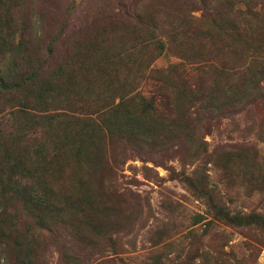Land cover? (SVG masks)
I'll use <instances>...</instances> for the list:
<instances>
[{
	"label": "rangeland",
	"instance_id": "1",
	"mask_svg": "<svg viewBox=\"0 0 264 264\" xmlns=\"http://www.w3.org/2000/svg\"><path fill=\"white\" fill-rule=\"evenodd\" d=\"M249 21L264 0H3L0 264H264V93L180 116V76L264 87L222 29Z\"/></svg>",
	"mask_w": 264,
	"mask_h": 264
},
{
	"label": "trees",
	"instance_id": "2",
	"mask_svg": "<svg viewBox=\"0 0 264 264\" xmlns=\"http://www.w3.org/2000/svg\"><path fill=\"white\" fill-rule=\"evenodd\" d=\"M3 0H0V6H1V2ZM237 13L240 17L243 18L244 15H251L254 17H258L261 12H255L254 10L251 12H247V10H242V9H238ZM241 19V18H240ZM244 19H246L244 17ZM247 20V19H246ZM247 24V28L243 31L239 30V25L236 22L235 26H226L223 29V33L225 36H234V33H237L238 36H245L243 35V33H248V32H253L252 36L248 37L247 39H244L242 41L244 42L245 47L248 48V51H252L253 49L251 48H256L255 43L257 44L258 48H256L257 50H255V52H260L263 51L262 53L264 54V22H261V25L259 26L258 24H254L253 21H249L246 22ZM255 26V27H254ZM256 28V29H255ZM257 30V31H255ZM258 34V36L260 37L259 40H255L254 36ZM15 35H17V33L15 32ZM237 36V37H238ZM255 42V43H254ZM145 42L143 41V43L141 42L140 47H138V50L141 52V56L146 57L148 59L153 58V53L154 52H160L162 49H164L163 44L161 42H157V43H152L150 45H152V49L149 48L150 45L148 44H144ZM145 61V60H143ZM142 61V62H143ZM182 67L186 70L185 72H188L187 66L185 67V64H182ZM148 66L146 67V70H148ZM218 69V68H215ZM178 70L177 65H174L172 67V70H170L168 73L170 75H172L173 73H175ZM254 72L257 71V69L253 70ZM258 71L261 72V70L258 68ZM151 72V71H150ZM198 72H200L198 70ZM204 72V71H202ZM236 72H240V74H242V78H241V88H239L240 85L239 82L237 81L235 74ZM250 67L249 65H241L239 67H222L220 70V73L222 76H224L226 78V81L224 83H217L212 84L209 88H201L198 82H193L192 81V75L190 77L187 76V78H189V80H184L183 76H180L179 80L181 81L182 85H183V91H188L190 94V98L186 101L188 103L191 104L190 108H187L186 110L180 112L181 113V118L188 120V119H193V117H196L197 115H195V113L198 114V112L207 109V107H204V104H208L210 106V111H214L213 110V104L214 101L218 102L220 100H224L226 99V97H232L235 100L241 96H245L247 93L250 92H255L258 91L260 93H264V87L262 85H260V83L258 82V78L253 80H250V83L247 84V80H245L247 78V75L250 73ZM183 79V80H182ZM160 80H162V78H160ZM245 80V81H244ZM244 81V82H243ZM243 82V83H242ZM136 96V95H135ZM162 96L165 98V95L162 94ZM130 101V100H127ZM126 101V102H127ZM191 108H195L196 111L198 112H194L191 110ZM11 194H19L18 191L16 190V188L14 190L11 191ZM255 220V221H254ZM245 221V222H244ZM244 221H241V224L243 223L244 225H249L248 223L251 222H257L258 221V217L253 218L252 215L246 216L244 218ZM253 222V223H254ZM229 225L235 226V225H239L240 224V217H235L232 216L231 218H229L228 220ZM240 224V225H241Z\"/></svg>",
	"mask_w": 264,
	"mask_h": 264
}]
</instances>
